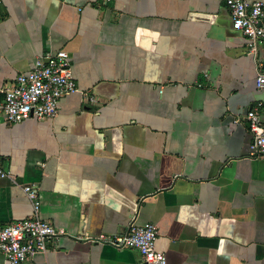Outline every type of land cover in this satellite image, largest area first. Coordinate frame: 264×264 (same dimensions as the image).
<instances>
[{"label": "crops", "instance_id": "1", "mask_svg": "<svg viewBox=\"0 0 264 264\" xmlns=\"http://www.w3.org/2000/svg\"><path fill=\"white\" fill-rule=\"evenodd\" d=\"M57 50L78 87L57 115L0 117V223L33 214L20 185L34 184L39 217L66 232L26 264H145L77 239L145 223L167 264H264L246 120L264 88L225 0H0V88Z\"/></svg>", "mask_w": 264, "mask_h": 264}, {"label": "built area", "instance_id": "2", "mask_svg": "<svg viewBox=\"0 0 264 264\" xmlns=\"http://www.w3.org/2000/svg\"><path fill=\"white\" fill-rule=\"evenodd\" d=\"M233 29L246 38V53L256 63L255 86L264 88V72L260 70L258 55L264 44V4L259 0H225ZM78 90L73 78L69 54L65 50L47 52L38 57L32 69L17 75L9 88H0V117L7 123H18L29 118L52 119L59 109V100ZM87 99L97 102L92 95ZM246 120L251 132L248 157H264V102L252 106ZM0 166V178H12ZM21 190L32 204L33 214L20 220L0 223V252L8 264H26L31 258L45 252L47 244L65 230L54 227L38 215L40 201L34 184H22ZM158 228L153 223L132 225L121 234L99 233L77 237L94 244H106L116 249H136L145 264H167L164 253L156 250Z\"/></svg>", "mask_w": 264, "mask_h": 264}]
</instances>
